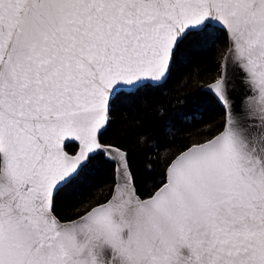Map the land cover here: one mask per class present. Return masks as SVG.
<instances>
[{"label": "snow or ice", "instance_id": "snow-or-ice-1", "mask_svg": "<svg viewBox=\"0 0 264 264\" xmlns=\"http://www.w3.org/2000/svg\"><path fill=\"white\" fill-rule=\"evenodd\" d=\"M221 35L199 94L222 120L141 194L105 134L130 115L148 155L182 132L177 67ZM0 264H264V0H0Z\"/></svg>", "mask_w": 264, "mask_h": 264}, {"label": "trees", "instance_id": "trees-1", "mask_svg": "<svg viewBox=\"0 0 264 264\" xmlns=\"http://www.w3.org/2000/svg\"><path fill=\"white\" fill-rule=\"evenodd\" d=\"M223 35L215 43L207 46H192L185 49V61L177 67V78L186 80L180 92V98L185 99L183 104H177L175 108H168L169 114L185 113L180 121L182 132H174L167 139L160 137L163 148L151 149L148 155L140 151L136 145V135L131 131L132 119L129 115L127 124L121 123L122 114L117 113V121L109 132L105 134V141L116 139L123 142L129 151V161L135 176L136 186L141 194L152 191L153 184L158 182L163 171V161L157 157V153H163L171 149L178 151L183 145L191 142L193 138H199L201 132L205 131L209 124H218L223 117V111L219 103L211 96L200 95L202 84L210 82L217 74L219 65L223 58L225 48ZM175 97L173 103H175ZM140 118L144 119V112H140ZM202 121V122H201ZM147 123L155 126L154 117H148ZM89 177L91 182L98 185L99 189L108 190L112 182V168L103 158L93 161ZM63 210L62 215H69L73 209L69 201L61 199L58 210Z\"/></svg>", "mask_w": 264, "mask_h": 264}, {"label": "water", "instance_id": "water-1", "mask_svg": "<svg viewBox=\"0 0 264 264\" xmlns=\"http://www.w3.org/2000/svg\"><path fill=\"white\" fill-rule=\"evenodd\" d=\"M224 56V55H223ZM223 59V58H222ZM222 61V60H221ZM237 95H239V93H237Z\"/></svg>", "mask_w": 264, "mask_h": 264}]
</instances>
